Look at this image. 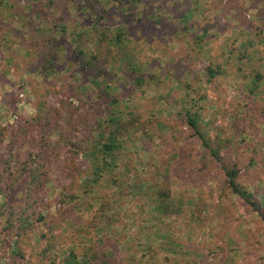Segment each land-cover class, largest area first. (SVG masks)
I'll return each mask as SVG.
<instances>
[{"label": "rangeland", "instance_id": "374dc122", "mask_svg": "<svg viewBox=\"0 0 264 264\" xmlns=\"http://www.w3.org/2000/svg\"><path fill=\"white\" fill-rule=\"evenodd\" d=\"M7 158L0 264H264V0H0Z\"/></svg>", "mask_w": 264, "mask_h": 264}, {"label": "trees", "instance_id": "16d2710c", "mask_svg": "<svg viewBox=\"0 0 264 264\" xmlns=\"http://www.w3.org/2000/svg\"><path fill=\"white\" fill-rule=\"evenodd\" d=\"M213 74V73H212ZM37 115L29 122L28 126L33 129L35 126L37 125H41V123L43 121H41L44 118V114H45V108L44 105L41 104L39 105V107H37ZM47 122H45L43 124V126L46 124ZM191 125L192 127L196 128V124L194 122L191 121ZM119 131V130H118ZM199 136L202 137V135L200 133H198ZM115 137H113V142L115 140V138L117 137V135H114ZM46 139L44 138H40V140H38L37 138V142L40 145L44 146V142ZM113 142L111 144H107L105 145V151L106 150H112V145ZM42 154V152H40ZM39 153V155H40ZM45 156V155H44ZM44 159L46 160V158L44 157ZM37 162H39V160H36ZM11 165V159L7 158L3 163H2V171L0 172V196L5 195L6 193V189H8L7 186H10V183H15V180H11V182H9V176H14L15 171L13 169L10 168ZM24 167V166H23ZM45 167V166H44ZM43 166H41L40 164H38L34 169L28 170V169H24V171H28L29 174V178L30 181L29 183L31 184L30 186L32 187L33 185H41L44 186L47 183V178L46 180L43 182L41 180H39L40 171L46 172L44 171ZM43 169V170H42ZM45 174V173H44ZM238 169L236 168H231L228 169L226 172V178H227V184L228 187L231 188L233 190V192L238 195L239 197H241L246 203H248L249 205L256 207V204L253 200V195L251 193H249L246 189L243 188V186H241L238 183ZM47 176V174H45ZM39 181V182H38ZM46 182V183H45ZM19 222H20V228L21 230H23L24 234L26 233V230L28 231V226H29V221H30V216H25L24 214H22L21 216H19L18 218ZM14 229V228H13ZM54 245L51 244V242L47 245V247L42 251L43 252V257H48V254L51 253L53 251Z\"/></svg>", "mask_w": 264, "mask_h": 264}, {"label": "crops", "instance_id": "0c3cea01", "mask_svg": "<svg viewBox=\"0 0 264 264\" xmlns=\"http://www.w3.org/2000/svg\"><path fill=\"white\" fill-rule=\"evenodd\" d=\"M255 215L254 213L249 214V219H252ZM245 229H248L247 231H251L252 228L251 227H244ZM258 238L263 242L264 240V236L262 234H260L259 232L256 233ZM250 237L245 238L246 240H244V238L237 240V244L235 246H231L232 252L229 250V248L226 250V253H224L223 255H225L226 257H224L223 260L220 259V263L219 264H258L257 261H253L250 260L248 258L249 256V251H250V243H249V239Z\"/></svg>", "mask_w": 264, "mask_h": 264}]
</instances>
